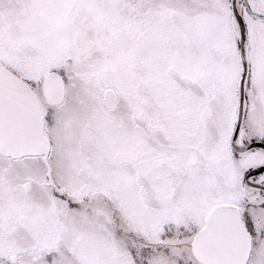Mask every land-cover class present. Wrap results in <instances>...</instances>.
<instances>
[{
	"label": "snow or ice",
	"instance_id": "obj_1",
	"mask_svg": "<svg viewBox=\"0 0 264 264\" xmlns=\"http://www.w3.org/2000/svg\"><path fill=\"white\" fill-rule=\"evenodd\" d=\"M0 264H264V0H0Z\"/></svg>",
	"mask_w": 264,
	"mask_h": 264
}]
</instances>
